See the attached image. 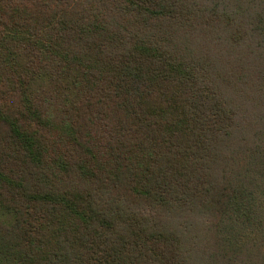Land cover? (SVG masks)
<instances>
[{
    "label": "trees",
    "instance_id": "trees-1",
    "mask_svg": "<svg viewBox=\"0 0 264 264\" xmlns=\"http://www.w3.org/2000/svg\"><path fill=\"white\" fill-rule=\"evenodd\" d=\"M264 0H0V264H264Z\"/></svg>",
    "mask_w": 264,
    "mask_h": 264
},
{
    "label": "rangeland",
    "instance_id": "rangeland-1",
    "mask_svg": "<svg viewBox=\"0 0 264 264\" xmlns=\"http://www.w3.org/2000/svg\"><path fill=\"white\" fill-rule=\"evenodd\" d=\"M263 206H264V204H263Z\"/></svg>",
    "mask_w": 264,
    "mask_h": 264
}]
</instances>
